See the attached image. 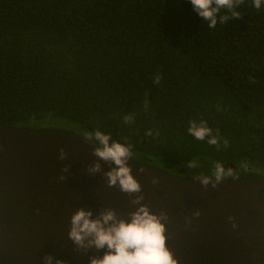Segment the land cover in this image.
<instances>
[{"label":"trees","instance_id":"16d2710c","mask_svg":"<svg viewBox=\"0 0 264 264\" xmlns=\"http://www.w3.org/2000/svg\"><path fill=\"white\" fill-rule=\"evenodd\" d=\"M237 10L209 29L190 0H0V120L86 139L99 128L180 177L221 162L264 179V4ZM201 119L219 148L188 133Z\"/></svg>","mask_w":264,"mask_h":264},{"label":"water","instance_id":"95a60500","mask_svg":"<svg viewBox=\"0 0 264 264\" xmlns=\"http://www.w3.org/2000/svg\"><path fill=\"white\" fill-rule=\"evenodd\" d=\"M89 142L73 132L19 129L0 120V264H43L46 254L66 264H90V257H102L105 250H77L68 237L71 215L81 207L94 215L112 208L130 219L137 194L108 187L103 172L88 174L97 159ZM60 148L67 159L58 158ZM100 163L103 171L113 166ZM65 164L71 169L60 181ZM128 164L142 186V203L155 214L168 213L166 246L178 264H264L263 178L228 176L217 188L205 189L198 175L180 177L133 159Z\"/></svg>","mask_w":264,"mask_h":264},{"label":"clouds","instance_id":"9594fccd","mask_svg":"<svg viewBox=\"0 0 264 264\" xmlns=\"http://www.w3.org/2000/svg\"><path fill=\"white\" fill-rule=\"evenodd\" d=\"M193 10L204 20L208 21V28L213 29L217 25V13L221 9L226 10V15L219 16L220 23H225L229 19L241 18V13L237 10L244 4V0H190ZM264 0H252V6L257 10L261 9ZM230 13V15H229ZM160 74L154 76V83L159 85ZM148 102L145 101V108ZM133 116L126 114L123 117L125 124L133 122ZM187 131L195 139L204 141L219 148L221 135L219 129L213 133V129L207 121L201 119L189 121ZM88 144L92 146L93 155L97 159L87 167L90 175L103 172L108 187H118L121 192L133 196L131 203L138 205L135 211L128 215L129 220L120 218L112 208H101L95 215L92 209L81 207L70 217L69 239L75 244L77 250H88L96 248L105 250L102 257H90V264H178L173 253L166 246V223L169 220L168 213L161 210L159 214L153 213L147 204L142 203L144 196L141 184L135 179L128 161L132 157V144L114 140L110 134H105L99 128L93 133L87 134ZM152 136V129L145 133ZM155 135H159L156 132ZM111 141V142H110ZM127 141V138H125ZM225 148L228 140L224 139ZM67 152L64 148L59 150V159H67ZM113 165L110 170L103 171L100 161ZM189 168H196L195 162L187 164ZM71 165L65 164L61 168L60 181L68 179L67 173L70 172ZM142 171V169H141ZM230 169L226 170L221 162H214V167L210 176H197L202 186L207 189L209 184L212 188H217L220 182L231 176ZM152 183H159L158 178L154 177ZM201 212L196 210L194 217H199ZM232 228L236 229L238 224L235 217L229 216ZM191 225V219L186 222V227ZM43 264H66L64 260L54 257L52 254L44 255Z\"/></svg>","mask_w":264,"mask_h":264},{"label":"rangeland","instance_id":"374dc122","mask_svg":"<svg viewBox=\"0 0 264 264\" xmlns=\"http://www.w3.org/2000/svg\"><path fill=\"white\" fill-rule=\"evenodd\" d=\"M174 175V174H173Z\"/></svg>","mask_w":264,"mask_h":264}]
</instances>
